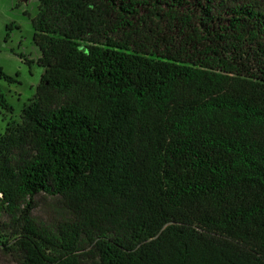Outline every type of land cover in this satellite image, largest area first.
I'll return each mask as SVG.
<instances>
[{
	"label": "trees",
	"instance_id": "16d2710c",
	"mask_svg": "<svg viewBox=\"0 0 264 264\" xmlns=\"http://www.w3.org/2000/svg\"><path fill=\"white\" fill-rule=\"evenodd\" d=\"M36 1L44 72L0 138L1 250L264 264V0Z\"/></svg>",
	"mask_w": 264,
	"mask_h": 264
},
{
	"label": "rangeland",
	"instance_id": "374dc122",
	"mask_svg": "<svg viewBox=\"0 0 264 264\" xmlns=\"http://www.w3.org/2000/svg\"><path fill=\"white\" fill-rule=\"evenodd\" d=\"M38 10L36 0H0V67L10 75L18 78L17 83H10L0 76V86L8 99L21 96L28 101L40 82L44 68L36 61L27 62L24 58H35L38 47L33 39L32 18ZM9 25L10 29L7 28ZM9 32V37L6 34ZM19 109V104H17ZM20 112V111H19ZM9 114L6 115L8 117ZM0 110V138L7 127V118ZM16 119L18 115L13 116ZM37 208L33 214L47 223L60 215V205L55 197L48 194L36 196ZM5 219V218H4ZM0 264H16L11 255L0 248Z\"/></svg>",
	"mask_w": 264,
	"mask_h": 264
},
{
	"label": "crops",
	"instance_id": "0c3cea01",
	"mask_svg": "<svg viewBox=\"0 0 264 264\" xmlns=\"http://www.w3.org/2000/svg\"><path fill=\"white\" fill-rule=\"evenodd\" d=\"M38 47V46H37ZM39 50V48H38ZM40 50L37 51V54H35V58H24L25 61L27 62H33V61H36L38 60V58L40 57ZM9 102L11 103V105L13 106V109H14V112L12 114L10 113H6V114H9L8 117H6L7 119H9L11 116H15V115H18L22 109V107L25 105V103L27 102L26 100H22L21 99V96H17L16 99L14 100H11V99H8ZM19 104V109H17L18 105Z\"/></svg>",
	"mask_w": 264,
	"mask_h": 264
}]
</instances>
